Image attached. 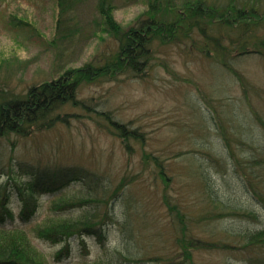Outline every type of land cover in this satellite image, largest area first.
<instances>
[{"label":"rangeland","instance_id":"374dc122","mask_svg":"<svg viewBox=\"0 0 264 264\" xmlns=\"http://www.w3.org/2000/svg\"><path fill=\"white\" fill-rule=\"evenodd\" d=\"M97 3L80 0L59 29V0H0V91L22 97L32 85L53 82L90 63L101 64L118 45L102 30ZM148 5V0H114V18L130 27ZM187 30L156 45L142 73L83 78L75 96L79 100L58 111L54 127L29 137L0 138V181L6 180L5 171L13 167L18 172L20 166L27 169L22 174L27 179L55 169L103 175L114 185L127 177L129 186L112 208L108 248L131 245L137 254L154 255L173 248L181 251L179 243L174 246L181 221L177 210L201 220L212 211L203 185L208 180L221 197L239 202L258 218L188 222L191 237L206 241V248L193 250L196 263L264 264V253H247L237 235L264 228V206L247 188L243 169L252 156L264 155V56H233L226 67L203 51L206 40L201 33L194 30L185 38ZM114 121L139 131V141L119 137ZM221 121L227 122L234 157L217 127ZM148 155L163 161L167 180L156 173L155 164L143 159ZM235 159H240L238 166ZM81 185L74 181L41 193L39 208L28 221L20 218L21 204L12 196L15 219L6 226L27 230L38 248L54 257L63 242L39 240L32 229L49 215L53 197ZM82 240L89 259L104 254L97 238L75 237L67 258L54 264L79 262Z\"/></svg>","mask_w":264,"mask_h":264},{"label":"trees","instance_id":"16d2710c","mask_svg":"<svg viewBox=\"0 0 264 264\" xmlns=\"http://www.w3.org/2000/svg\"><path fill=\"white\" fill-rule=\"evenodd\" d=\"M80 0H59L60 18L59 29L65 24V16L70 14ZM148 9L130 27H123L114 18V0H98L97 10L104 23L101 27L112 39L117 41V47L98 66L90 63L82 69L68 72L53 82H46L40 86L32 85L24 96H9L5 89L0 91V138L29 137L40 131L50 129L56 125L59 113L64 106L76 104V96L83 78L94 79L101 74L115 75L121 72L138 74L148 66L150 55L156 45L165 43L188 28L185 38L191 37L194 30L201 33L206 40L203 51L209 57H214L219 63L230 67L227 59L252 52L264 56V0H186L179 4L178 0H148ZM184 20H187L184 22ZM183 25H186L184 27ZM190 27V29H189ZM217 27V28H216ZM189 31V32H188ZM217 33V34H213ZM205 47V48H204ZM83 75V76H82ZM82 76V77H81ZM79 102V101H78ZM109 117V116H107ZM215 124V121L213 122ZM217 127L221 129L224 145L228 154L234 157L229 132L226 124L221 121ZM229 123V122H228ZM241 123L238 121L235 125ZM264 126V121H262ZM116 133L121 138L139 141L141 133L130 130L126 125L113 122ZM142 141V139H141ZM155 164L156 173L164 180L165 171L163 161L158 157L148 155ZM236 166L240 159H235ZM242 167V163L240 164ZM244 175L248 179L246 184L251 194L264 206V155L252 156L244 163ZM28 173L24 166L18 172L13 167L5 171L6 180L0 181V264H54L67 258L71 250V240L75 237L93 236L103 247L104 254L95 259H89L87 247L82 240L81 253L83 258L74 264H197L193 250L206 248L200 238H192L188 230V222L195 224L214 220L215 218H258L257 213L245 208L232 199H224L219 191L214 189L206 180V193L211 200L209 209L202 216H185L176 211L181 218L177 224L179 231L174 246L180 245L181 251L171 249L168 253L143 255L133 252L132 247H122L119 244L108 248L106 236L112 219V208L116 201L124 195L127 177L116 185L108 183L105 177L97 174L77 173L64 169H55L47 176L39 173L30 179L22 177ZM78 181L80 188L53 197L49 206V215L32 229V234L39 240L63 242V248L49 257L34 243L30 233L15 225L7 227L6 222L14 221L15 213L11 207V197L17 196L21 204L20 218L30 220L39 208V195L53 193L68 187ZM208 206V205H207ZM70 212L71 214L66 215ZM214 212V213H213ZM108 230V231H107ZM242 236L243 249L247 253H264V228L238 231ZM236 235V234H235ZM253 248V249H252ZM254 260V259H252Z\"/></svg>","mask_w":264,"mask_h":264}]
</instances>
